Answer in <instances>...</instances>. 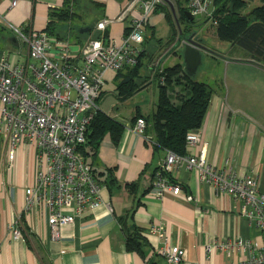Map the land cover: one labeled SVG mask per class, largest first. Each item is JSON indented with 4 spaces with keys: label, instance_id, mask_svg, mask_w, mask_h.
<instances>
[{
    "label": "crops",
    "instance_id": "1",
    "mask_svg": "<svg viewBox=\"0 0 264 264\" xmlns=\"http://www.w3.org/2000/svg\"><path fill=\"white\" fill-rule=\"evenodd\" d=\"M10 1L0 0V52L6 51L11 58H23L26 55L25 45L19 42L11 25L45 30L49 10L61 7L64 0H18L13 6H10ZM125 2L78 0L74 4L76 13L72 18L54 22L53 33L45 31L50 37L67 38L70 34L74 35L69 41L72 52H76L78 44L98 32L94 29L96 21L103 16L117 15ZM87 14L90 17H86ZM129 18L127 16L111 22L105 28L108 29L107 35L120 40L124 29L128 27ZM55 25L59 32H55ZM148 29L144 26V40L147 33L151 36L153 32L151 37L155 35L154 26ZM170 33L166 37L156 36L157 47L154 52L146 51L144 41L141 44L144 53L140 74L145 81L131 96L124 100L117 99L124 105L129 104L136 95L146 90V95L133 107L124 110L117 107L112 96L116 94V73H105L107 79L100 100L107 93L108 96L103 100L106 106H101L100 110L121 121L123 130L117 143L113 142L109 133L103 136L93 156V167L97 171L115 167L118 185L104 183L100 188L103 202L75 215L73 222L60 227L59 237L51 236L47 215L42 207L29 211L24 208V191L33 182L36 170L34 148L30 144H21L16 149L14 159L8 160L7 141L0 124V264H167L155 248L161 243L162 237L149 232V227L155 224L164 230L171 244L184 249L181 264H226L229 257L224 251L219 248L210 252L205 250L204 244L210 240L241 236L254 244H262L260 230L245 215L240 214L233 198L229 194L215 193L187 165L174 167L170 171L174 181L182 185L183 193L175 195L169 192L159 198L151 189L153 173L161 165L168 150L155 148L150 135L144 137L134 131L132 126L135 121L132 118L136 113L147 115L155 109L157 74L166 61L179 59L182 45L173 47L175 40L167 43ZM199 37L195 32L193 39L203 46ZM168 45L169 49L162 54V48ZM203 48L200 49L201 60ZM237 59L229 61L247 63L264 72V67L248 57ZM263 114L264 98H252L239 83L229 81L224 91L212 90L202 125L198 128L207 142V163L219 168H232L238 174H256L259 189L264 192ZM189 150L192 152L195 148L190 147ZM130 182H136L132 190L125 185ZM186 193L192 194L194 200H186ZM18 216L22 237L11 238L9 224ZM120 217L142 229L149 242L145 257L127 249V231ZM247 253L245 249L234 250L230 258L238 261Z\"/></svg>",
    "mask_w": 264,
    "mask_h": 264
},
{
    "label": "built area",
    "instance_id": "2",
    "mask_svg": "<svg viewBox=\"0 0 264 264\" xmlns=\"http://www.w3.org/2000/svg\"><path fill=\"white\" fill-rule=\"evenodd\" d=\"M17 1L11 0L10 6ZM158 1L126 0L117 15L96 21L94 29L100 35H89L77 52H72L67 39L50 37L45 30L11 25L19 42L24 43L26 55L11 58L6 51L0 52V124L7 141L6 156L12 161L21 144L34 148L36 170L33 182L24 191V208L45 210L53 238L59 237L60 227L73 222L75 215L103 202L100 195L103 184L94 177L92 165L84 158L80 146L86 140L94 112L100 109L105 73H116L138 61L145 23ZM180 1L192 17L217 23L214 0ZM132 10L137 12L130 16L128 30L120 40L103 35L111 22L126 18ZM145 125L143 116H138L132 128L146 137ZM185 139L187 152L168 150L154 171L153 193L159 198L169 192L183 193L182 185L170 180L167 172L187 165L215 193L229 194L238 204L240 214L253 222L263 239L261 245L241 236L210 240L204 244L205 250L221 249L229 257L226 264H264V192L259 189L256 174H238L232 168L207 163V142L200 128L187 132ZM190 147L195 150L191 152ZM185 198L194 200L189 193ZM20 225V216L9 224L11 238L22 237ZM149 232L162 237L155 248L167 264L182 263L184 249L171 244L158 224L151 225ZM242 249L248 251L247 255L238 261L230 258L234 250Z\"/></svg>",
    "mask_w": 264,
    "mask_h": 264
},
{
    "label": "trees",
    "instance_id": "3",
    "mask_svg": "<svg viewBox=\"0 0 264 264\" xmlns=\"http://www.w3.org/2000/svg\"><path fill=\"white\" fill-rule=\"evenodd\" d=\"M78 0H64L61 7L51 8L48 12V21L45 30L53 33V24L58 20H69L76 13L75 3ZM255 5L249 12H243L248 0H214L215 14L218 16L217 23L214 24L216 36L221 40L229 41L238 47L246 49L250 59L264 67V0ZM176 17L180 23H185V28L196 29L194 17L189 19L185 11L186 7L180 0ZM164 9V6H162ZM170 25V36L168 42L175 40L180 44V39L187 36L179 33L173 13L164 9ZM206 20V19H204ZM91 25L88 26L90 28ZM107 30L103 35L107 36ZM128 27L124 29L127 32ZM100 32L96 33L99 36ZM153 36V32L151 33ZM178 36V37H177ZM198 36V35H197ZM61 37V36H58ZM177 37V39H176ZM182 52V51H181ZM179 52V59L173 65H165L157 74V102L155 109L147 115L136 113L132 120L138 116H143L146 125L144 132L154 140L155 148H164L175 153L185 154L187 152L186 133L197 129L202 125L206 110L208 108L212 90L204 81L194 79L192 73H188L184 67L182 53ZM144 51H140L138 61L133 65H126L115 74V90L119 100H124L131 96L144 83L141 77V58ZM102 93V92H101ZM123 124L104 110H96L91 119L87 131L86 140L80 146L84 158L91 163L93 175L100 184L118 185L115 176V167H106L104 171H97L93 167V156L98 144L106 133H109L114 143L119 141L122 134ZM154 174V173H153ZM167 177L174 181L170 172ZM175 182V181H174ZM136 182L125 183L132 190ZM121 218L122 226L126 229V247L128 250L138 252L141 256H146L149 245L148 240L142 233V229L135 223H129L125 218Z\"/></svg>",
    "mask_w": 264,
    "mask_h": 264
},
{
    "label": "rangeland",
    "instance_id": "4",
    "mask_svg": "<svg viewBox=\"0 0 264 264\" xmlns=\"http://www.w3.org/2000/svg\"><path fill=\"white\" fill-rule=\"evenodd\" d=\"M175 9L178 6V0H170ZM259 0H248L247 6L243 9V12H249L255 5L259 4ZM137 5V3H136ZM164 6L165 10H170V3L167 0H159L156 6L150 11L148 19L145 23L147 30L148 27L154 26L155 35L151 37L148 33L145 36V45L147 52H154L157 47L156 36L166 37L170 32V25L166 16L164 15ZM100 10V9H99ZM95 12V10H94ZM134 10L129 11L127 16L130 17L134 14ZM86 17H90L88 14ZM194 23L196 29L193 27H188L183 30L184 35H188L191 31H195L199 38L203 41V58L197 66V70L194 72V79L199 81H204L208 84L211 90L215 91H224V86L228 87L229 81L239 83V86L246 89L247 95L254 97L264 98V72L261 70L254 69L250 65L241 64L237 62H230L229 60H239L237 58L248 57L247 51L244 48L238 47L237 45L219 39L214 31V24L210 21L204 20L203 17H194ZM181 28H185V23H182ZM55 32H59L57 26L54 27ZM151 31V30H150ZM74 35L70 34L66 37H61L62 39L72 40ZM70 42V41H69ZM84 42L77 45V51ZM173 45V44H172ZM168 46H164L162 49V54L165 53L168 49ZM76 51V52H77ZM182 51V48H181ZM161 55V54H160ZM202 56V53H201ZM176 62V58H171L166 61V65ZM145 63L146 61L143 60ZM256 66L255 64H251ZM258 67V66H257ZM263 67V66H262ZM228 69V70H227ZM261 69V68H260ZM227 70V71H226ZM262 71L264 69L262 68ZM157 79V78H156ZM158 82V80H156ZM238 86V84L236 85ZM233 90V85H231ZM146 95V90L142 91L135 96L133 100H130L129 104L120 103L121 101L117 100V95L115 97L117 107L122 110L133 107L139 99ZM108 96V93L104 95L101 100L99 99L100 107L106 106L103 104V100ZM110 97V96H109ZM123 104V107L121 106ZM264 115V114H263Z\"/></svg>",
    "mask_w": 264,
    "mask_h": 264
},
{
    "label": "water",
    "instance_id": "5",
    "mask_svg": "<svg viewBox=\"0 0 264 264\" xmlns=\"http://www.w3.org/2000/svg\"><path fill=\"white\" fill-rule=\"evenodd\" d=\"M169 3L179 33H182V28L176 17V11L174 9V6L170 1ZM185 14L189 19H192V16L188 10L185 11ZM194 34L195 31L193 30L187 35L185 39L179 38L181 41L180 43H182V57H183L184 67L188 73H193L194 71H196L198 64L201 62L200 49L203 48V46L199 42L193 39Z\"/></svg>",
    "mask_w": 264,
    "mask_h": 264
}]
</instances>
